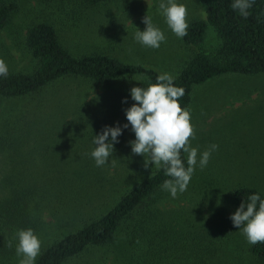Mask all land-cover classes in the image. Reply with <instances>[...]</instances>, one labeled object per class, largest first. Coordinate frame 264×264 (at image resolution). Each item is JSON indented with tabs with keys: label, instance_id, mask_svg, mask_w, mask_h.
I'll list each match as a JSON object with an SVG mask.
<instances>
[{
	"label": "trees",
	"instance_id": "16d2710c",
	"mask_svg": "<svg viewBox=\"0 0 264 264\" xmlns=\"http://www.w3.org/2000/svg\"><path fill=\"white\" fill-rule=\"evenodd\" d=\"M77 1L83 7H93L109 0ZM199 1L207 9V19L189 25L183 40L189 53H194L174 79L175 86L185 89L178 101L182 109H190L194 88L209 79L227 73H264V0H255L247 19L232 9L233 0ZM17 7L11 0H0V31ZM208 26L220 39L213 50L203 44ZM26 44L33 66L25 71L8 67V76H0V98L37 94L62 79H84L103 87L116 79L144 75L147 87L160 75L155 69L108 55L75 56L47 21L28 29ZM23 116L6 117L0 123V264H19L16 233L27 228L42 241L35 264H222V256L233 244L228 224L214 231L207 225L210 222L197 224L191 218L184 224L173 218L162 206L171 196L161 188L170 178L162 168H150L141 178L133 173L134 179L124 187L110 179L108 168L63 163L65 154L60 156L64 161L48 165L44 157H35L43 149L30 140L33 129L41 132L38 128L44 118L38 123V117ZM66 119L63 127L83 126L80 119ZM109 122V127H114L112 120ZM119 124L123 132L124 122L119 120ZM9 157L16 159L15 166H8ZM182 157L187 166V154ZM256 185L239 182L230 188L236 210L248 202L249 195L259 194L264 199V190ZM237 242H243L251 264H264V243Z\"/></svg>",
	"mask_w": 264,
	"mask_h": 264
},
{
	"label": "rangeland",
	"instance_id": "374dc122",
	"mask_svg": "<svg viewBox=\"0 0 264 264\" xmlns=\"http://www.w3.org/2000/svg\"><path fill=\"white\" fill-rule=\"evenodd\" d=\"M11 1L18 7L7 27L0 31V59L13 71H25L33 66L26 35L32 25L43 21L56 27L61 42L75 56L108 55L173 77L194 53H189L183 38H177L168 28L158 10L161 0H109L93 7H83L77 0ZM177 3L186 5L189 25L195 20L207 19V14L202 16L207 9L199 0H177ZM146 14L166 36V42L158 49L143 47L134 39L137 29H146L142 22ZM203 44L209 50L220 45L212 26L207 27ZM144 85V75L116 79L103 87L84 79H62L37 94L0 98V123L6 117L23 115L38 117V123L44 118L38 128L41 132L33 129L30 137L31 144L43 149L35 157H44L51 165L64 161L60 156L65 154L63 163L96 165L90 155L95 147L94 135L111 126V120L114 127L120 125L119 120L128 123L125 110L134 103L130 90ZM190 110L196 131L192 147L198 148L200 154L212 144L218 145V149L212 152L207 167L201 170L197 165L187 190L178 193L176 198L168 197L162 206L173 218L185 221L184 224L191 218L197 224L210 222L207 225L214 231H221L228 224L227 233L233 244L220 261L251 264L243 242H237L246 238L230 219L236 211L230 188L240 182L257 184L264 190V73H227L209 79L194 88ZM67 117L80 119L83 126L63 127ZM122 134L119 142L114 143L113 156L102 168H108L110 179L126 187L134 179L133 173L141 178L154 165L145 168L144 157L132 154L129 142L135 139V133L131 125L123 128ZM74 146L77 147L72 150ZM15 160L9 157L8 166H15ZM108 252L113 255L112 250Z\"/></svg>",
	"mask_w": 264,
	"mask_h": 264
},
{
	"label": "clouds",
	"instance_id": "9594fccd",
	"mask_svg": "<svg viewBox=\"0 0 264 264\" xmlns=\"http://www.w3.org/2000/svg\"><path fill=\"white\" fill-rule=\"evenodd\" d=\"M254 4L255 0H233L231 7L247 19ZM158 10L177 38L182 39L188 34L186 5L177 3V0H161ZM206 14V11L202 12V16L206 17ZM142 22L146 29L140 31L136 28L135 41L143 47L158 49L161 43L166 42L164 32L153 24L152 18L147 14ZM8 74L6 62L0 59V76L6 78ZM174 79L170 73L165 72L156 77L155 84L143 88L132 87L130 95L135 103L125 110L128 123L123 128L131 125V131L135 133V139L129 142L132 154L144 157L145 168L149 164L158 170L162 168L170 178L163 182L161 188L176 198L178 193L187 190L197 165L201 170L207 167L211 154L218 149V145H210L202 154L198 148L192 147L191 141L196 138V131L191 123V110L182 109L179 104V99L185 95V89L175 86ZM120 135L122 128L119 125L105 126L101 134L94 135L92 143L95 147L90 155L97 167L108 163L113 156L114 143L119 142ZM182 153L187 154V166ZM247 200V203L244 201L240 204L230 219L248 244L255 246L257 243H264V199L259 194H252ZM16 237L18 243L15 251L20 257L19 264H35L41 253L42 241L32 228L18 230ZM7 246L12 247L11 240Z\"/></svg>",
	"mask_w": 264,
	"mask_h": 264
},
{
	"label": "crops",
	"instance_id": "0c3cea01",
	"mask_svg": "<svg viewBox=\"0 0 264 264\" xmlns=\"http://www.w3.org/2000/svg\"><path fill=\"white\" fill-rule=\"evenodd\" d=\"M222 168H226V167H222ZM234 168V167H233Z\"/></svg>",
	"mask_w": 264,
	"mask_h": 264
}]
</instances>
